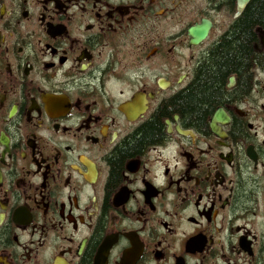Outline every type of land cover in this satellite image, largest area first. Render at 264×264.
Here are the masks:
<instances>
[{"label": "flooded vegetation", "instance_id": "1", "mask_svg": "<svg viewBox=\"0 0 264 264\" xmlns=\"http://www.w3.org/2000/svg\"><path fill=\"white\" fill-rule=\"evenodd\" d=\"M253 1L0 0V264H264V27L183 104Z\"/></svg>", "mask_w": 264, "mask_h": 264}, {"label": "trees", "instance_id": "2", "mask_svg": "<svg viewBox=\"0 0 264 264\" xmlns=\"http://www.w3.org/2000/svg\"><path fill=\"white\" fill-rule=\"evenodd\" d=\"M257 25L264 27V0H254L249 5L246 15L229 40L230 43L219 49L217 59L206 71V78L201 87L203 93L195 100L184 101L185 110H189L191 114L201 119L205 112L204 108L219 99V85L223 82L226 73L245 72L254 57L252 43L255 40V34L253 31Z\"/></svg>", "mask_w": 264, "mask_h": 264}, {"label": "water", "instance_id": "3", "mask_svg": "<svg viewBox=\"0 0 264 264\" xmlns=\"http://www.w3.org/2000/svg\"><path fill=\"white\" fill-rule=\"evenodd\" d=\"M249 1L250 0H243L242 5H245ZM209 27H210V24L206 22L201 28L196 27V28L191 29L190 32L194 37V39L192 40V43L198 44L203 38H205L208 33Z\"/></svg>", "mask_w": 264, "mask_h": 264}]
</instances>
